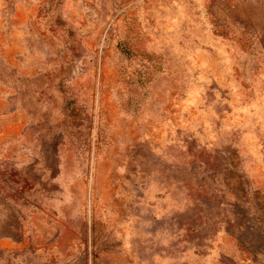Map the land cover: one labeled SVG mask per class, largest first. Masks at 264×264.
<instances>
[{
	"label": "rangeland",
	"instance_id": "obj_1",
	"mask_svg": "<svg viewBox=\"0 0 264 264\" xmlns=\"http://www.w3.org/2000/svg\"><path fill=\"white\" fill-rule=\"evenodd\" d=\"M257 216L264 0H0V264H264Z\"/></svg>",
	"mask_w": 264,
	"mask_h": 264
},
{
	"label": "trees",
	"instance_id": "obj_2",
	"mask_svg": "<svg viewBox=\"0 0 264 264\" xmlns=\"http://www.w3.org/2000/svg\"><path fill=\"white\" fill-rule=\"evenodd\" d=\"M11 179H13V178L11 176H9L8 178H4L3 180L6 181V183H7V182H11L12 181ZM22 181H23V183H22L21 188H24V187L27 186V182H26V180H22ZM254 208L256 209V211L261 210V207H258L257 204H255ZM254 220H255V222H253V225H256L255 223H257V222L260 223L259 224L260 225L259 234L257 236H263L264 237V222L258 216L256 218H254ZM247 230L252 231L253 227L251 225H249L247 227ZM241 239H243V238L238 235V239L237 240H238V242H240V245L243 246L244 242H242Z\"/></svg>",
	"mask_w": 264,
	"mask_h": 264
}]
</instances>
